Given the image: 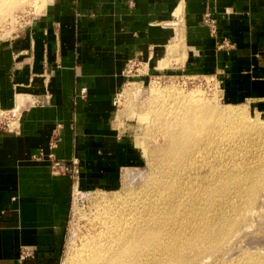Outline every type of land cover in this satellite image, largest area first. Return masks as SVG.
Returning a JSON list of instances; mask_svg holds the SVG:
<instances>
[{"label": "crops", "instance_id": "crops-1", "mask_svg": "<svg viewBox=\"0 0 264 264\" xmlns=\"http://www.w3.org/2000/svg\"><path fill=\"white\" fill-rule=\"evenodd\" d=\"M45 8L0 41V112L14 117L0 126V264H62L76 184L52 175L51 154L79 160L82 187L119 180L133 150L114 103L130 62H146L145 72L178 63L181 73L220 78L231 96L264 101V0H51Z\"/></svg>", "mask_w": 264, "mask_h": 264}, {"label": "bare ground", "instance_id": "bare-ground-1", "mask_svg": "<svg viewBox=\"0 0 264 264\" xmlns=\"http://www.w3.org/2000/svg\"><path fill=\"white\" fill-rule=\"evenodd\" d=\"M36 2L0 0V25L11 20L14 10ZM160 89L157 102L143 113L144 122L150 126V138L160 140L150 153L145 151L152 157L154 173L145 187L127 194V200L118 204L113 198L115 203L101 206L98 231H94L90 244L85 243L82 259L76 256L72 261L73 256L70 264H204L205 259L216 257L234 241L242 224L255 212L259 193L264 191V149L258 158L255 154L252 166L247 162L249 167L245 163L248 169L243 170L244 164H229L240 154V147L235 135L231 136L233 131L229 137L224 132H230L232 126L247 135V142L262 140L264 144V129L245 121L244 110L219 109L198 92L175 93L167 89L160 93ZM232 168L242 170L231 171ZM206 178L215 180L217 187L213 181V187L205 186L204 190ZM215 197L222 203V199L227 200L228 213L221 210L209 224L204 220V200L210 202Z\"/></svg>", "mask_w": 264, "mask_h": 264}, {"label": "rangeland", "instance_id": "rangeland-1", "mask_svg": "<svg viewBox=\"0 0 264 264\" xmlns=\"http://www.w3.org/2000/svg\"><path fill=\"white\" fill-rule=\"evenodd\" d=\"M34 1H37L35 3L36 5L26 4L23 9L14 10L12 12V15L10 16L11 20L5 21L0 25V41L11 38L15 34L19 33L30 19L42 14L47 4L51 2V0ZM226 46L227 45H220V47H224V49L222 50H227L228 48ZM145 63L146 62L140 64V62L133 61L128 64V67L126 69L128 84L126 88L124 87L125 91L122 97L120 96L121 93L119 94V103L117 105V111L119 110L120 115L123 117V123L119 126V128L127 133L126 135L128 138V146L133 150L132 157L128 159L127 167L122 170L119 180L109 187H82V184L80 182L77 184L76 189L73 192L70 214L64 229L62 264H70L72 261H76V256L77 260H80V258L82 259V256H80L82 255L81 252H83V248L85 247V245L90 244V242L92 241V235L98 231L97 227L99 225H97V223H100L98 218L101 211H103L102 208H104L107 202L112 201L113 203L115 199L116 203L120 204L124 200H127V194H130L132 192L135 193V190L137 193L141 187H145V185L147 184L146 181L148 182L151 177L150 175L154 173L155 170L153 169L155 168V165L153 160L151 159L152 157L150 158V155L146 156L145 151L148 152L149 150L150 153V151H152L158 145V143H160V140L154 139L152 137L150 138V126L146 121L144 122L143 117L147 109L149 108V105L157 102V94L160 88V93L172 90L173 92L176 91L175 93L181 92L182 90L186 94H188V91L189 93H191V91L193 93L198 92L199 94H202L201 97L204 100L214 102V104H216L219 109H242L246 112V116L244 118L245 121L247 120L253 123L257 127H259V129H264V101L245 98L246 94L241 95V93H238V95L240 96L236 94L235 96H231L229 91L225 92L226 89L224 87V83L220 78H215L214 76L195 77L181 73L182 67L179 66L178 63H175L176 65L174 67L170 66V68L166 69L165 71H160L155 66L152 70L150 69L152 68V66L149 65L146 72L144 70V66L146 65ZM178 66L181 68H179ZM241 97H243V99H240ZM151 100L153 102H151ZM13 118V113L8 114L0 112V126H4V124L7 122H10V124L13 123ZM229 129L230 132L225 131L226 133L224 132V136L229 137L231 135L229 133L233 131L231 136L233 137L235 135V142L238 141L237 143L240 147V154L238 153L239 155L234 157V159H232L229 164H242L241 167L244 164V166L242 167L244 170V167H246L245 163L248 165V167L249 164H251L250 166H252V162L255 161L256 158H258V154H262V151L264 150L261 151V149H264V144L262 140H258L251 144L247 142L245 138V136L247 135H245L243 131L238 130V132L232 126L229 127ZM236 131L237 135L235 134ZM247 134L249 133L247 132ZM238 138L242 140L243 144ZM152 140H154V142ZM244 143L246 144L245 146H243ZM245 148L249 149V151H246ZM247 154L248 156H250L248 157ZM255 154L257 155L256 158ZM247 162L250 163L248 164ZM248 167H246L245 170H247ZM242 168H237L235 170H233L232 168L231 171L242 170ZM206 179H204V190L205 186L217 187V182L215 180H210V178ZM211 182L213 183V186L210 184ZM261 192L259 193L254 208L255 212H253V215L250 214V216H248V218L244 222V225L247 222V226H244L242 224L240 228L241 231L239 235L235 239H233L234 241L216 257L209 258L210 260L208 261V258L205 259L204 264H264V191L262 190ZM125 193L127 196L124 195ZM118 197L120 198V202L119 200H117ZM217 199H221V197L218 198L217 196ZM215 201L216 197L215 199H212V201H210L213 202L211 204L207 200H204L205 221L209 222L212 220V222H214L215 219L220 215V213L218 212H220L221 210L222 212L224 210L226 213H228V210L226 209L227 200L222 199L223 203L221 202V200H218L219 202ZM214 204L215 208L213 206ZM101 206L103 207L101 208ZM205 206H207L209 209ZM211 209L213 212L209 211ZM209 213L215 214H211L210 216ZM216 213L218 214L216 215ZM206 216H208V218ZM96 217L97 219H95ZM209 218L210 220H206ZM205 221L204 224H206ZM215 225L219 226L218 222ZM243 227H247L246 230L244 229L243 231ZM89 236H91V239L89 238ZM87 240L89 241L87 242ZM73 256L75 257V260L71 259L73 258ZM70 259L72 261H70Z\"/></svg>", "mask_w": 264, "mask_h": 264}, {"label": "built area", "instance_id": "built-area-1", "mask_svg": "<svg viewBox=\"0 0 264 264\" xmlns=\"http://www.w3.org/2000/svg\"><path fill=\"white\" fill-rule=\"evenodd\" d=\"M205 23L208 26L211 35L214 38H218V26L215 19L212 18L211 15H207L205 19ZM229 45V42L226 40H223V42L220 43L221 46ZM118 100L115 101V105H118ZM54 146L53 148H55ZM37 159H42V155L36 156ZM49 159L51 161L50 165V171L52 175L59 177V176H69L72 178V180L75 182L76 186L79 183L80 178V163L77 158H74L70 161H63L58 160L54 154H51L49 156Z\"/></svg>", "mask_w": 264, "mask_h": 264}]
</instances>
